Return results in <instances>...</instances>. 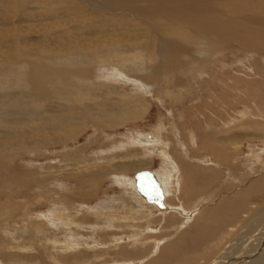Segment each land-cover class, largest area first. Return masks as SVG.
I'll return each mask as SVG.
<instances>
[{
  "label": "bare ground",
  "instance_id": "6f19581e",
  "mask_svg": "<svg viewBox=\"0 0 264 264\" xmlns=\"http://www.w3.org/2000/svg\"><path fill=\"white\" fill-rule=\"evenodd\" d=\"M31 7L45 16L54 12L57 26L48 32L58 33L56 48L37 42L45 48L35 55L16 26L32 18ZM0 9L1 21L15 26L0 36V264H264V151L245 168L242 145L251 140L231 133L258 119L253 126L264 132V109L247 106L250 81L264 83V0H0ZM87 30L93 33L82 35ZM223 52L240 53L235 61L242 65L248 59L242 75L216 69L227 58ZM132 87L135 93L127 94ZM193 92H202L199 102L185 114L200 112V122L212 129L200 143L196 122L186 132L188 146L186 128L175 123L128 139L148 164L154 157L162 162L146 182L155 204L147 201V187L113 175L124 196L89 206L93 193L77 188L102 176L83 173L86 147L60 154L56 148L89 125L118 129L143 119L152 100L175 106ZM49 149L53 159L15 169L20 155L45 157L41 151ZM199 150H210L212 160L196 158ZM114 161L104 169L114 171ZM226 178L234 180L208 197ZM50 184L56 189L47 191ZM41 199L48 212L37 209L43 217L32 218ZM17 219L27 223L13 228ZM163 220L178 223L174 239L161 232Z\"/></svg>",
  "mask_w": 264,
  "mask_h": 264
},
{
  "label": "rangeland",
  "instance_id": "374dc122",
  "mask_svg": "<svg viewBox=\"0 0 264 264\" xmlns=\"http://www.w3.org/2000/svg\"><path fill=\"white\" fill-rule=\"evenodd\" d=\"M32 1L35 2L36 0H32ZM46 1H48L49 3L50 2L51 3L52 2L53 3L58 2V0H46ZM39 2L41 3V2H43V0H39ZM41 7H43V5ZM35 8L34 7H31L30 8V11H28V12H30V14H32V18L31 19L26 17L25 19H23L21 21H18L16 23V26L19 27V28H17V30H18L17 31V34L20 35V36L25 35V37H24L25 40L24 41L26 43L23 42V44L24 43H25L24 45L27 44L26 45L27 47L30 45L29 48H28V50H30L31 48H33V49H31L33 51H30L33 55L37 54V52L39 53V51L41 49L45 48L46 46H49V47H47L45 49H48V48H56L55 46H52V45H55L54 42H56V41L58 42V38H56L55 36H53V35H56L58 33H56V34L55 33H52L51 34V33L48 32V31L51 30V26L50 25H52V24L53 25H56V21L53 18V17H55L56 14H54V12H49L48 11V14L49 15L46 14V16H45L44 14H42L43 12L45 13V11H42L43 9H40L39 10L38 8H36V9ZM36 10L38 12H36ZM2 12H0V36L3 35V33L5 35V33H6L7 30L4 31V29H7V28L13 29L15 27V26H11L12 24H6V23H3V21H1V18H3V16H4V15H2V14H4ZM34 13H36V14L38 13V15H36ZM10 14L12 15V13H10ZM65 18L68 19L70 17H65ZM52 21H53V23H52ZM56 30H57V27H56ZM90 32L93 33L92 30H87V32L85 31L84 33H82V35L84 34L85 36H87L86 34H90ZM9 34H10V32H9ZM26 35L29 36V38ZM38 36H40V37H38ZM4 39H6V38H4ZM40 39H42V40H40ZM41 41L45 44L44 45L45 47L43 45L41 46L40 44H38V45H40V47L36 45L37 42L43 44ZM4 44L5 43L3 42V45ZM32 44H33V46H32ZM81 46L82 45L79 44V47H81ZM34 49H35V51H34ZM233 53H234V56L231 55L230 53H228V55H227L226 52H223L222 54L223 55H226L227 58H226V60L224 62H221L220 65L217 66L216 69H220L221 70L223 68V71H229V72H231L233 74V76H235L237 74L238 75H242V72L241 71L243 70V66L247 63V61H245V60H248V59H245L244 60V62H243L244 65H242V63L239 64L238 61H235V58L241 59V57H242L241 54L240 53H237V52L236 53L233 52ZM219 57H220V55L218 56V58ZM235 62H237L238 64L235 63ZM233 63H235V65ZM229 68H230V70H229ZM98 77H99V75H98ZM103 78H105V75H104ZM245 78L246 79H252V78H248V77H245ZM105 81H108V80L106 79ZM248 83H249V81H248ZM250 83H251V86H250L251 88L249 87L248 90L250 92L249 95L251 94V96H249V101H248L247 106L251 109V111L252 110L253 111L256 110L255 109V105L257 107H259L260 109L263 110L264 109V106H263L264 105V83H262L261 85L258 84V81L257 82L250 81ZM162 86L161 85L156 86V88H155L156 92L161 91L163 93V90L162 89H164V87H162ZM131 89H133V90H131ZM169 89H170V86H169ZM173 89L174 88L171 87V90H173ZM250 90H252V91H250ZM174 91L175 92H178L177 89H175ZM253 91H254V93H252ZM125 92H127V94H134L135 93V89L133 87L132 88H125ZM201 93L202 92H199L197 94L198 95H201ZM197 94H196V92H193L192 93L193 96L190 97L191 99L190 98L189 99H186L182 104H178V105L175 104V106H173L172 103H170V101H166L165 104H161L157 100L156 101H153L152 100L151 101L150 111H149V113H145L143 115V119L141 118L142 120L141 119L140 120L139 119H135V122H134V120H130L129 122H126L125 124H122L123 126L120 125L118 127V129L117 128L116 129H113V128H110L109 129L108 128V129H105V130H100L101 128H97L96 129L95 126L92 125L93 127H90V125H89L88 128H86L87 131H85V133L82 134V136L80 135L79 137H77L76 139H74L75 140L74 142H73V140H70L71 142L69 141L70 143H67L65 147H63V146L61 147V145H59L58 146V149L59 150L56 148V151L55 152L58 151V153L60 154L62 149H68L66 151H70V150L76 151L77 148L79 149L81 147V145L83 147H86L85 148L86 151L82 154L83 156H86L87 157L86 158V169L83 168L82 171H85L83 173H86V176H87V174H89V173L91 174L92 173L93 175H95V177H97V176H102V177H101V179H100V177L99 178L97 177L98 180L100 179L98 181V183H94L93 184L91 182L92 183L91 184V183H89V181L86 182V186H84V188H83V186H79L78 187L79 189H78L77 188V184L76 185L73 184V186H76L75 188H77V190H80V189L83 190L84 189V191H86V192H88L90 190L91 193H93V197H91V199L88 202L89 203V206H93V205H95L97 203H103V201L106 204L107 201H105V199L106 200H112V199H115V198H119L121 195H122L121 197L124 196L123 195L124 194L123 189L117 184V182H116L117 180H115V177H113V175H116L118 178H125L127 180V182H128V180H131L133 178L135 183L138 182L139 185L137 184V186L143 188V187H147L146 186L147 185L146 182H148V180H151V178H152V176H153V174L155 172L158 173V172H161L162 171V169H161L162 168L161 167L162 166V162L159 159H156V157H154V161L152 163L148 164L149 161L146 160V159H144L143 156L139 155L140 152H139V149L138 148H136V147H134V148L133 147H130V145L128 143V141H129L128 139L131 138V137H133L136 133H141V134H144V135H149V133H152V131H153L154 128H156V127L159 128L160 125L163 126V127H165L167 129V128H171L174 125V123L175 124H179V125L182 124L184 126V128H186L184 130V132L186 133V132L190 131L188 129H192L191 128L192 127V124L194 122H196L197 125H198V127H194L193 126V131L194 132L195 131L198 132L197 133L198 134V136H197L198 137L197 138L198 141L196 140L197 142L200 143V141L202 139L200 137H201V135H203V133L206 130H207L206 133L209 134L210 130H212V129L207 128L205 124H202L200 122V121H202V118H201L202 116H201V113L200 112H198V115L199 116L195 112L193 114H188V115L185 114L186 111H188L191 106L196 105V103L198 104V102H199L198 101L199 100L198 99L199 96ZM112 97H116V96L115 95H112ZM201 99H202V101H204V99L202 97H201ZM229 99H232L231 96H229ZM149 100H151V99H149ZM244 106H246V105H241L240 104L238 106V108H236V110L242 111V110H244ZM260 106H262V107H260ZM218 108L221 109L220 106H218ZM262 112H264V111H262ZM183 115H185V118H184ZM231 115H232V113H231ZM234 115H235V113H234ZM254 119L257 120L256 118H253V117L251 118V120H254ZM258 120L255 121V122L252 121L251 122L250 129H248L246 131H243V129H241V128H237L235 130H232V132H231V133H233V135L235 136V138L237 137V140H238L239 137H242L243 136V141H245L246 140V137H244V134L245 133H247L248 138L251 140L248 143L246 142L248 146L246 144H243L242 145L243 147H242V155L241 156H242V159L244 161L243 163H244V167L245 168L247 167L246 165L249 162L250 163L253 162V160H254L252 158L253 155L259 154L261 151H264V132H261V131L257 130L256 127H254L255 126V123L260 122ZM163 123H164V125H163ZM187 126H188V128H187ZM228 128H233V127L231 126V127H228ZM228 128H224V127L222 128L221 127L219 129L218 128L217 129L218 130H221V131L222 130L224 131L225 129H228ZM186 134L187 135H186L185 140L187 141L188 140V133H186ZM239 139H242V138H239ZM83 144H85L86 146L83 145ZM188 144L189 143L187 141V144L186 145L188 146ZM74 145L75 146H78V147L75 148ZM115 146H116V148H114ZM258 149H260V150L258 151ZM52 150L53 149H49L47 151H43L42 150L41 152H43L44 154H46L45 157L42 156L43 158L42 157H40V158L37 157L36 158L35 157V154L32 155L34 158L32 156H29V155H20L19 157H21L22 160H20V162H17L16 163L15 169H17V171H18L20 168H23V167L26 166V165H23V162L24 163H26V162L29 163V161L31 162V160H34V162L36 160V162L34 163L35 165L36 164H43L44 162H46L45 160L49 161V159L52 158V156H50L51 155L50 152ZM41 152H39V153L41 154ZM175 152H178V150L176 149ZM196 153L197 154H195V157L197 156L196 158H198V159H201L203 157L204 158L207 157L205 159L203 158V160H205V161L206 160L209 161L210 159L212 160V152L210 150H199L198 152L196 151ZM209 153H211V154H209ZM261 155L264 156L263 154H261ZM130 156H132V157H130ZM144 156H145V154H144ZM198 156H201V157H198ZM60 157H61V155H60ZM249 158H250V160H248ZM54 159L56 160V158H54ZM112 159H115L114 165H115L116 168L114 169V171H109V172H114L112 175H110V174H108L109 172L107 171V168L104 169V166L105 167L106 166L108 167L111 164L110 161ZM59 160H60V158L57 157V161L58 162H59ZM142 160L143 161L145 160V162L147 161L146 166L147 165L148 166H152V168L145 169L146 167H145V165L142 164L143 163ZM245 160L248 161V162L246 163ZM90 163H92V164H90ZM94 163H95V165H94ZM81 166H83V164ZM255 166H256V164H255ZM244 167H243V169H244ZM35 168H36V166H34V165H33V167H31V169H35ZM98 168H100L101 171H99ZM140 169L143 170V171L137 173V171H139ZM247 174L245 173V175H247ZM251 176H252V174H251ZM256 176H257V174H256ZM89 178H90V175L87 176V179H89ZM139 178H144V179H148V180L146 182H143L142 183L143 185H140ZM233 180H234L233 178H231V179H227L226 178V179H223V180H219L220 181L219 184H217L214 187V189H212V190L210 189L211 191L208 192V194H207L208 197H209L210 194L213 195L215 191H221L223 189V186H225V183L227 181L229 183H231V182H233ZM236 180H238V177H237ZM224 181H225V183H224ZM150 186H148L147 189H146L147 191H149L148 192V196H147V201L149 199V203L151 202L152 204H155L154 203L155 201L153 199L154 197L153 196L152 197L149 196V193L151 195L154 194L152 192V188L150 189ZM53 189L54 190L56 189V187L53 184H50V185L46 186V190L47 191L48 190L52 191ZM156 192H157V190H156ZM12 193H15V192H12ZM11 195H13V194H11ZM215 195H216V192H215ZM0 198H1L0 201L2 200L1 203H3V201H4L3 200V197H0ZM42 200L43 199H41V201ZM17 201L20 202V200H18V199H17ZM24 201H27L28 202L29 200L27 199V200H24ZM108 204H110V203L108 202ZM46 206H48V207H46ZM55 206H54V208H55ZM37 209H39L40 212H42V213H47L48 212L47 209H49V202L47 203L46 201H44V202L42 201L41 202V207H39L37 205V207L34 209L35 212L32 215L33 216L32 218H34L36 216L35 214L37 213V211H36ZM42 213H40V214L38 213L39 215L37 214V216H39V217H40V215L42 216ZM18 215H19V213H18ZM86 218H87L86 219V223L88 221L89 222L91 221V217H89L88 215H86ZM25 219H27V218H25ZM25 219H23V220L17 219L14 224L12 223V227L13 228H16V227L22 226L23 224L27 223L25 221ZM92 221H93V223H95L93 219H92ZM163 221L165 222V220H163ZM163 221H160V222H163ZM160 222L158 224H161L162 228L164 229L163 231L161 230V232H164V233L166 232L167 233V231H168V234L165 233L167 236L169 234L170 235L172 234L171 236L168 237V239L169 240L174 239L175 238L174 235H177L178 234V232L175 231V225L177 226L178 223L177 224H173V226L172 225L170 226V224H169V226H168V224L166 222H165L166 225L164 224V222L163 223H160ZM171 228H173V230ZM180 228H181V226H180ZM127 231H130V230H126V232L124 233L125 235H128ZM130 233H132V232L130 231ZM38 244H40V242ZM48 251H51V250H48ZM29 254L35 255L36 254V251L31 250V251H29ZM154 254H156V252L155 253L153 252L152 255H154ZM37 257H36L35 260L38 259ZM6 261L7 260H5V263H7V264H14V263L21 262L22 260L13 259V261H11V262H6Z\"/></svg>",
  "mask_w": 264,
  "mask_h": 264
},
{
  "label": "water",
  "instance_id": "95a60500",
  "mask_svg": "<svg viewBox=\"0 0 264 264\" xmlns=\"http://www.w3.org/2000/svg\"><path fill=\"white\" fill-rule=\"evenodd\" d=\"M148 179L139 178L140 184L142 185L143 182H146Z\"/></svg>",
  "mask_w": 264,
  "mask_h": 264
}]
</instances>
